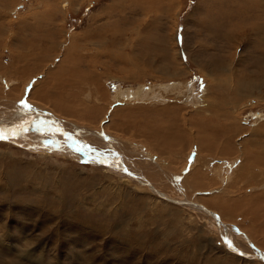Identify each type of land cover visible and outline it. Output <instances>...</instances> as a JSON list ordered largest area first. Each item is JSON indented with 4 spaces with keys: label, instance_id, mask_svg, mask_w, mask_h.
<instances>
[{
    "label": "rangeland",
    "instance_id": "obj_1",
    "mask_svg": "<svg viewBox=\"0 0 264 264\" xmlns=\"http://www.w3.org/2000/svg\"><path fill=\"white\" fill-rule=\"evenodd\" d=\"M44 111L0 138V264H264L61 136L264 255V0H0V125Z\"/></svg>",
    "mask_w": 264,
    "mask_h": 264
},
{
    "label": "bare ground",
    "instance_id": "obj_2",
    "mask_svg": "<svg viewBox=\"0 0 264 264\" xmlns=\"http://www.w3.org/2000/svg\"><path fill=\"white\" fill-rule=\"evenodd\" d=\"M143 1V0H142ZM175 1V0H174ZM126 2V1H125ZM132 2H134L135 3V1H132ZM131 2V3H132ZM171 2V1H170ZM126 4V3H125ZM132 66V65H131ZM133 67V66H132ZM69 73V72H68ZM70 74V73H69ZM76 74V73H75ZM65 75H67V74H65ZM63 78V79H62ZM87 78V77H86ZM61 79L62 80H64L65 81V77L64 76H62L61 77ZM68 79V78H67ZM74 82V81H73ZM66 83V82H65ZM62 89V88H61ZM59 110L60 111H62V109L61 108H59ZM51 112H49V111H44V112H37V114H35V116H33V115H31L32 117H31V119L30 118H27V117H19V116H17V117H19V119H16V123H15V127L14 128H10L11 126H10V124H6V126L4 125H0V138H17V139H20L19 137H22L23 135H21L22 134V131L24 130H27V126H28V124L31 122V120H32V122H33V120H34V123L36 122V121H39V120H41L43 117H44V115L45 116H48V115H50L51 116V114H50ZM16 114H17V112H16ZM9 115L10 114H7L6 116L3 114L2 115V118H1V120H2V122H5L6 120H7V118L9 117ZM39 116H42V117H39ZM17 117H15V118H17ZM227 117V116H226ZM33 118V119H32ZM53 118L54 119H52V123H54L55 124V126H56V128L58 127V128H61L60 129V132L62 133L64 130H65V128L62 126V124L63 123H61L60 124V120L56 117V116H53ZM212 118H216V115H215V117H214V114H213V117ZM9 120H10V117L8 118ZM54 120H55V122H54ZM12 121V120H11ZM58 121V122H57ZM34 123H32L33 125V127H31V128H29V129H31L30 130V133H32V131L33 130H36V131H40V130H44L45 128H41V129H37V128H40V126H44V124H41V123H38V124H34ZM231 124H232V122H230ZM10 126V127H9ZM7 127H9V128H7ZM206 130L207 131H209V127H207L206 128ZM66 132V131H65ZM210 135H212V136H215V138L214 139H216L217 138V136H216V133L214 132V133H210ZM18 136V137H17ZM62 136V138H64L65 139V141H67V139L68 138H66L65 136H64V134L63 135H61ZM82 136V135H81ZM93 136V135H92ZM27 137V136H26ZM79 137V136H78ZM82 137H84V136H82ZM209 137V136H208ZM223 137H225V134H223V135H219V139H222ZM86 138V137H85ZM203 138L204 139H206L204 136L202 137V140H203ZM213 138L211 139H209V141L210 140H214ZM13 141H16V140H14V139H12ZM20 141L21 142H23V144H25L26 143V141L25 140H21L20 139ZM64 141V143L66 144V142ZM207 141V140H206ZM17 142V141H16ZM205 142V141H204ZM36 143V142H35ZM73 144V143H72ZM84 144L86 145L87 143L86 142H84ZM205 144V143H204ZM208 144V143H207ZM74 146V148H78L77 150H80L79 152H81V155L83 156V157H86V158H88V156H89V153L88 152H84L82 149H83V147H78L77 145H75V144H73ZM54 147V146H53ZM48 148V147H47ZM63 148V147H62ZM82 148V149H81ZM103 148H105V146H103L102 145V148L101 149H103ZM56 149V148H55ZM58 151V150H57ZM66 151V150H65ZM109 151H113V150H109ZM64 152V151H63ZM100 152V151H99ZM127 152V151H126ZM101 153V155H98L97 154V160H99L98 161V163H102V164H104L105 166H107V167H109V168H117L118 170H120V171H122V174L124 173L125 175H128V176H131L133 179H134V181H136L137 183H139V184H142V185H146V186H148L158 197H160V198H162V199H164V200H166V201H170V202H173V203H177V204H184V203H188L189 205L191 204V205H193L194 207H196L197 209H199V210H201L202 212H204L206 215H208L209 217H211L213 220H214V223H215V226L216 227H219V228H223L224 229V231L226 232V236H227V245H228V248L229 249H231L232 251H234L235 253H237L238 255H242L243 257H247V258H256V259H261L262 261H264V255L263 254H254V255H251L250 253H245V252H241V251H239L237 248L235 249L231 244H230V242H229V235H228V232H229V228H228V226H226V225H224L222 222H221V220H219L218 219V217H217V215L212 211V210H210L209 208H207V207H205V206H203L202 204H199V203H197V202H193V201H190V200H184V199H177V198H170V197H167L166 195H164L163 193H161L160 191H158L157 189H155L154 188V185L153 184H151V183H148L147 181H145V180H143V179H141L138 175H136V174H133V172L132 171H130V170H128L127 168H125L124 166L122 167H119L117 164H115V165H113V164H111V163H108V162H105V160H104V158H105V156H107L108 155V149H107V152L106 151H103L102 150V152H100ZM130 153V152H129ZM60 154V153H59ZM74 154H77V152H76V150L74 151ZM72 155V154H71ZM126 155V154H125ZM129 155V154H128ZM73 156V155H72ZM129 157V156H128ZM85 158V159H86ZM131 160V159H130ZM133 160V159H132ZM126 162V160H125V156L124 155H122V158H121V162H123V163H125ZM118 162L120 163V160L118 159ZM93 163H95L96 164V162H94L93 161ZM127 164V163H126ZM97 165V164H96ZM117 165V166H116ZM168 196H171V194H167ZM218 199H220V198H218ZM206 203V202H205ZM208 203V202H207ZM209 204V203H208ZM259 207H260V205H259ZM258 207V208H259ZM262 208V207H261ZM249 209H250V207H249ZM254 209V208H253ZM257 209V208H256ZM256 209H254V210H249L250 212H251V220H256L257 218H259L260 217V214L261 213H258V211H256ZM257 210H259V212H260V208L259 209H257ZM264 216V215H263ZM216 229V228H215ZM219 232H222V231H220V229H217ZM224 231H223V233H224Z\"/></svg>",
    "mask_w": 264,
    "mask_h": 264
},
{
    "label": "crops",
    "instance_id": "obj_3",
    "mask_svg": "<svg viewBox=\"0 0 264 264\" xmlns=\"http://www.w3.org/2000/svg\"><path fill=\"white\" fill-rule=\"evenodd\" d=\"M172 113H170L169 115H171ZM169 117H171V116H169ZM65 131V130H64ZM63 131V132H64ZM66 133V132H65ZM64 136L66 137V138H68V140L69 141H73L74 143H75V145H77L78 147H83V151L85 152V148L87 149V150H89L90 151V149L91 150H95V151H99L98 150V148L94 145V147H93V145L91 144L90 146H89V141H83V143L84 142H88L86 145L85 144H82V143H79V141L77 140V139H73V138H71V137H67V135L66 134H64ZM194 155V153H193V151L192 152H190V156L192 157ZM122 167H123V165H121Z\"/></svg>",
    "mask_w": 264,
    "mask_h": 264
},
{
    "label": "water",
    "instance_id": "obj_4",
    "mask_svg": "<svg viewBox=\"0 0 264 264\" xmlns=\"http://www.w3.org/2000/svg\"><path fill=\"white\" fill-rule=\"evenodd\" d=\"M98 154V155H101V153L99 151H95V150H91L90 149V155L88 156V158H86L85 160H83L84 162H88V161H91L92 159H95V155ZM93 161V160H92ZM225 244H226V241H224Z\"/></svg>",
    "mask_w": 264,
    "mask_h": 264
}]
</instances>
